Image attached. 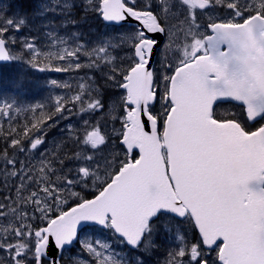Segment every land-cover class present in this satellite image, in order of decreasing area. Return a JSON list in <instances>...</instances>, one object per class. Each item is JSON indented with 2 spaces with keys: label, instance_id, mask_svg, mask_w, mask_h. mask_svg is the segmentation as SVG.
<instances>
[{
  "label": "snow or ice",
  "instance_id": "snow-or-ice-1",
  "mask_svg": "<svg viewBox=\"0 0 264 264\" xmlns=\"http://www.w3.org/2000/svg\"><path fill=\"white\" fill-rule=\"evenodd\" d=\"M31 16L49 43L0 9V62L76 87L0 103V264H67L74 244L71 264H264V0H42ZM97 19L119 28L82 42Z\"/></svg>",
  "mask_w": 264,
  "mask_h": 264
},
{
  "label": "rangeland",
  "instance_id": "rangeland-1",
  "mask_svg": "<svg viewBox=\"0 0 264 264\" xmlns=\"http://www.w3.org/2000/svg\"><path fill=\"white\" fill-rule=\"evenodd\" d=\"M40 2H42V0H35V4H29L28 0H0V9H5L8 15H11V13L13 11H16L18 7H22V9L24 11H28L30 13V20L29 23L25 26L22 27L20 29L19 32L14 33L15 36L19 37H36L37 39V44L38 46H43L46 43H49V41L47 40L46 36H45V32L47 31V29L45 28H41L40 25L42 23L41 19L38 17H34L31 16V11L33 8H35L36 4H39ZM83 2V0H74V3L79 6L81 5ZM12 4L11 8H7L6 9V5L8 4ZM74 12L76 13L77 18H79V16L82 14V9L77 7L74 8ZM49 19H54L56 21V27H57V32L60 35H65L68 32H72L75 31L76 28L73 26H69L67 29L64 28H59V22L62 19V17L60 16H49ZM135 25H126V28H131ZM119 28V25H111V26H107L106 23L102 20V19H97L95 21H93L92 23V28L91 31L89 32V30L87 28H82L81 31L84 32V36L82 37V42H93L96 37L102 33L105 32H111L114 31V29ZM17 64H19V67L22 66L23 70L24 69H30L31 73H33L36 76V79H39V82H37V91L33 93L34 96H36L35 98H40V99H36V100H28L26 99V97L24 96V94H18L17 97L14 96H10V92H6L2 87H0V103H3L5 100H9V101H13L15 102L18 106H20L21 108L27 109L30 106L33 107L38 103H45L46 105L49 103L51 104L52 100H54L56 95H62L65 93H68L69 90L68 89H62V88H55L54 86H52L50 84V81L52 79H56L58 82H63V81H67L70 84L73 85V90L76 87V82L73 79V77L75 76L74 73L70 74V73H56V72H50V71H45V72H41L37 69L31 68L30 66L27 65L25 60L22 61H16ZM80 75H83V73H80ZM45 93L46 98L41 96V92ZM124 90L123 89H115V88H111L108 87L105 92H104V99L107 102H111L110 98L114 97V95L116 94H121L123 93ZM52 98V100H50L49 98ZM228 108H232V105H228L226 106ZM155 109L156 111H160V104L159 102L156 103L155 105ZM221 111H223V107L220 109ZM238 111L237 109H234ZM23 113L25 114L26 112H21L18 114V116H22ZM78 120V117H73L72 118V123L75 124ZM68 123V121H61V125L60 127L63 128V126ZM109 126L111 127V122H109ZM116 128L120 127V124L117 123L115 124ZM65 135H67V133H65ZM61 139L60 136V131L58 129H53L52 131H50L48 133L47 136V147L49 149H51L52 147H54L53 141H59ZM138 157V153L136 151L133 152V158H137ZM23 157H21L22 159ZM5 193V189L3 184H0V196L2 199L3 195ZM82 195L85 196V198H92V194L90 192H88L87 190L82 193ZM80 237L81 239H84L85 237L91 238L92 237V230L91 229H86L84 232L80 233ZM79 252V245H73L66 253H65V259L67 264H71V257L75 256L77 253ZM155 261H159L160 264H163L164 261V252L161 251L159 255H157L154 259V264Z\"/></svg>",
  "mask_w": 264,
  "mask_h": 264
},
{
  "label": "trees",
  "instance_id": "trees-1",
  "mask_svg": "<svg viewBox=\"0 0 264 264\" xmlns=\"http://www.w3.org/2000/svg\"><path fill=\"white\" fill-rule=\"evenodd\" d=\"M16 1V0H15ZM30 69H24L16 62L0 63V87H2L6 92H10V96L17 97L18 94H24L28 100H36L40 98H35L33 95L37 91L36 76L31 73ZM41 96L46 98L45 93L42 91ZM43 104H46L43 103ZM48 105H50L48 103ZM31 119L30 113H25L22 116H18L21 122L25 121V118ZM7 127V125H5ZM5 144L0 140V149H3Z\"/></svg>",
  "mask_w": 264,
  "mask_h": 264
},
{
  "label": "water",
  "instance_id": "water-1",
  "mask_svg": "<svg viewBox=\"0 0 264 264\" xmlns=\"http://www.w3.org/2000/svg\"><path fill=\"white\" fill-rule=\"evenodd\" d=\"M129 25H135V22L129 23ZM0 63H7V62H0ZM138 152V150H136ZM91 199V198H89Z\"/></svg>",
  "mask_w": 264,
  "mask_h": 264
},
{
  "label": "flooded vegetation",
  "instance_id": "flooded-vegetation-1",
  "mask_svg": "<svg viewBox=\"0 0 264 264\" xmlns=\"http://www.w3.org/2000/svg\"><path fill=\"white\" fill-rule=\"evenodd\" d=\"M45 105H46V104H45ZM47 105H48V104H47ZM47 105H46V106H47ZM30 107H31V106H30ZM0 198H1V196H0ZM154 259H155V258H154Z\"/></svg>",
  "mask_w": 264,
  "mask_h": 264
},
{
  "label": "bare ground",
  "instance_id": "bare-ground-1",
  "mask_svg": "<svg viewBox=\"0 0 264 264\" xmlns=\"http://www.w3.org/2000/svg\"><path fill=\"white\" fill-rule=\"evenodd\" d=\"M12 97V96H11ZM24 114V113H23Z\"/></svg>",
  "mask_w": 264,
  "mask_h": 264
}]
</instances>
